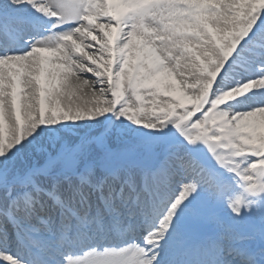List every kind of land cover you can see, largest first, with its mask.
<instances>
[{"label": "snow or ice", "instance_id": "snow-or-ice-1", "mask_svg": "<svg viewBox=\"0 0 264 264\" xmlns=\"http://www.w3.org/2000/svg\"><path fill=\"white\" fill-rule=\"evenodd\" d=\"M0 264H264V0H0Z\"/></svg>", "mask_w": 264, "mask_h": 264}, {"label": "bare ground", "instance_id": "bare-ground-1", "mask_svg": "<svg viewBox=\"0 0 264 264\" xmlns=\"http://www.w3.org/2000/svg\"><path fill=\"white\" fill-rule=\"evenodd\" d=\"M14 251H16L15 249H13Z\"/></svg>", "mask_w": 264, "mask_h": 264}]
</instances>
